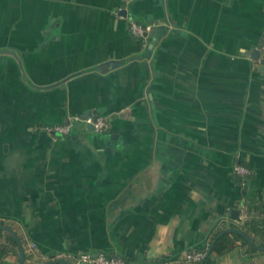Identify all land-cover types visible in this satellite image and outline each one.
Here are the masks:
<instances>
[{
    "label": "crops",
    "instance_id": "crops-1",
    "mask_svg": "<svg viewBox=\"0 0 264 264\" xmlns=\"http://www.w3.org/2000/svg\"><path fill=\"white\" fill-rule=\"evenodd\" d=\"M263 38L264 0H0V245L10 229L24 255L0 264H197L209 250L184 253L240 224L241 202L264 210ZM207 264H264V248Z\"/></svg>",
    "mask_w": 264,
    "mask_h": 264
},
{
    "label": "built area",
    "instance_id": "built-area-1",
    "mask_svg": "<svg viewBox=\"0 0 264 264\" xmlns=\"http://www.w3.org/2000/svg\"><path fill=\"white\" fill-rule=\"evenodd\" d=\"M128 27L131 33L137 38H144L151 29V25H143L134 20L128 21ZM264 56V38L259 46V55L256 59H254L255 63H261L262 58ZM80 120L79 116L69 115L66 117L65 121L56 124L52 127H48V131H53L56 133L67 134L70 128L73 126L75 121ZM82 121L86 125H92L93 129L97 132H104L109 129V117L106 115H89L87 117L82 118ZM233 171L235 174L239 175L241 178L246 177L250 174L251 170L241 164H236L233 167ZM244 184V182H242ZM252 216L251 213H248L247 205L245 202H241L239 204V221H244L247 218ZM260 218L264 219V212H260L257 215ZM34 243H30V248H34ZM204 256V251L195 250V251H187L184 253L183 258L187 261H197L202 259ZM54 259H65L69 264H129L121 257L110 256L103 251L99 252H89V251H81L73 255H69V253L65 251H61L53 256Z\"/></svg>",
    "mask_w": 264,
    "mask_h": 264
},
{
    "label": "trees",
    "instance_id": "trees-1",
    "mask_svg": "<svg viewBox=\"0 0 264 264\" xmlns=\"http://www.w3.org/2000/svg\"><path fill=\"white\" fill-rule=\"evenodd\" d=\"M262 62H264V56ZM247 209L249 208L247 207ZM236 219L239 221L238 216ZM239 223L232 224L229 228H213L206 243L200 248V251L209 250V253L197 264H207L211 260L212 253L222 255L228 252L236 245V241L247 245L252 250L264 248V219L253 214L250 218L239 221ZM11 246L18 247L17 238L13 231L7 229L4 235V242L0 245L1 262L9 253L10 250L8 248Z\"/></svg>",
    "mask_w": 264,
    "mask_h": 264
},
{
    "label": "water",
    "instance_id": "water-1",
    "mask_svg": "<svg viewBox=\"0 0 264 264\" xmlns=\"http://www.w3.org/2000/svg\"><path fill=\"white\" fill-rule=\"evenodd\" d=\"M259 55V49H253V54H252V57L253 58H257ZM260 68H263V64H260L259 65ZM90 129H93L92 125H88ZM51 133H56V132H53V131H50ZM59 135H62L61 133H58ZM231 216L233 217H237V210H232L231 211ZM17 238V237H16ZM17 243H18V247H19V251H20V263L22 262V259L24 257L23 255V248L21 247V243L19 241V239L17 238ZM207 255V254H206ZM59 262L61 263H64V264H69L67 260L65 259H59L58 260Z\"/></svg>",
    "mask_w": 264,
    "mask_h": 264
}]
</instances>
